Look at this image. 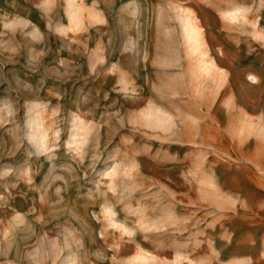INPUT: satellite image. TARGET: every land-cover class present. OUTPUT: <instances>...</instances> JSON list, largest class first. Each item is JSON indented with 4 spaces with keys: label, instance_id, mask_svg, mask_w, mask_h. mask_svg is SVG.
Returning a JSON list of instances; mask_svg holds the SVG:
<instances>
[{
    "label": "rangeland",
    "instance_id": "374dc122",
    "mask_svg": "<svg viewBox=\"0 0 264 264\" xmlns=\"http://www.w3.org/2000/svg\"><path fill=\"white\" fill-rule=\"evenodd\" d=\"M0 264H264V0H0Z\"/></svg>",
    "mask_w": 264,
    "mask_h": 264
},
{
    "label": "bare ground",
    "instance_id": "6f19581e",
    "mask_svg": "<svg viewBox=\"0 0 264 264\" xmlns=\"http://www.w3.org/2000/svg\"><path fill=\"white\" fill-rule=\"evenodd\" d=\"M196 40V39H195ZM197 41V40H196Z\"/></svg>",
    "mask_w": 264,
    "mask_h": 264
}]
</instances>
